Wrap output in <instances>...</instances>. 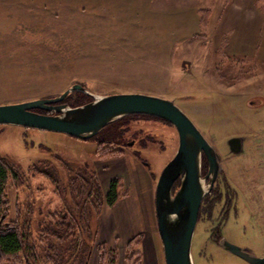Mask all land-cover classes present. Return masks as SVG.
I'll use <instances>...</instances> for the list:
<instances>
[{
  "label": "rangeland",
  "instance_id": "obj_1",
  "mask_svg": "<svg viewBox=\"0 0 264 264\" xmlns=\"http://www.w3.org/2000/svg\"><path fill=\"white\" fill-rule=\"evenodd\" d=\"M228 1L201 27L199 12L217 9L209 0H0V105L54 98L74 84L94 96L159 97L173 102L221 157L232 139H240L244 154L230 162L234 172L252 178L254 172L241 166L264 167V23L230 19L234 0ZM258 3L254 11L264 14ZM64 100L76 107L92 98L73 92ZM134 135L143 140L128 148ZM97 137L0 125V158L17 173L5 186L6 226L14 222L31 235L28 249L0 264H59L49 243L62 244L41 230L48 214L62 210H70L82 229L79 210L90 207L71 182L78 183L75 176L85 169L104 192L120 179L126 195L113 207L103 205L92 223L85 220L90 232L97 230L94 241L85 237L84 256L63 257L65 264H99L101 243L113 258L105 264H129L132 239L139 241L132 248L140 264H164L152 187L177 150L175 129L135 117ZM97 150L113 155L97 159ZM245 222L239 213L221 236L262 257L264 229ZM210 234L203 221L196 224L193 264H247L220 249Z\"/></svg>",
  "mask_w": 264,
  "mask_h": 264
},
{
  "label": "water",
  "instance_id": "obj_2",
  "mask_svg": "<svg viewBox=\"0 0 264 264\" xmlns=\"http://www.w3.org/2000/svg\"><path fill=\"white\" fill-rule=\"evenodd\" d=\"M73 92L87 95L92 100L76 107L62 103ZM130 115L161 119L177 133V150L156 183L154 211L164 264H193L191 242L198 208L207 192L200 175L201 152L208 156L211 169L216 171L218 164L213 147L173 102L136 93L94 96L84 87L74 84L54 98L0 105V125L60 133L78 140L92 139L109 124ZM233 142L238 143L235 139L230 141ZM176 180L179 187L172 195L171 188ZM220 244L248 264H264V255L255 257L247 254L225 240Z\"/></svg>",
  "mask_w": 264,
  "mask_h": 264
},
{
  "label": "trees",
  "instance_id": "obj_3",
  "mask_svg": "<svg viewBox=\"0 0 264 264\" xmlns=\"http://www.w3.org/2000/svg\"><path fill=\"white\" fill-rule=\"evenodd\" d=\"M259 1L261 2L263 0H257V2ZM199 15V25L201 27H205L208 23L206 19L209 16V11H200ZM64 102H66V100H64ZM118 122H114L106 126L102 130L107 129L112 125L117 126ZM98 141L103 142V140L101 139H99ZM111 155L113 154H107L106 156L99 150H97L95 153V156H100V158L97 159H103ZM82 171L83 170H79L77 172L82 174V176H75L78 183L73 181L71 182L73 183L71 188H73L77 192V195L79 196L78 198L83 200L85 199L90 207V210H87V208L79 210V219L83 224L82 229L77 226V222L75 220L76 217L70 210H62L59 212H54L53 214H48V217L51 220L45 226V228L41 230L48 238L63 245L54 246V243H49L51 245H49L51 252L54 251L53 255H56V257H58L60 260L59 264H65L67 262V260L63 259V257L69 259L74 254L75 257H78L79 253L80 256H84L85 250L83 249V246L87 248L85 237L90 242H92L94 241L92 239H94L93 237H95L97 231L94 227L95 230L93 232H90L88 227L89 224L87 225L85 223V220L90 219L91 221L92 216L96 218L100 213V209L103 205L113 207L120 199H122L126 195L122 191L120 179L115 178L110 181L106 192H104L97 182L96 175L92 174L90 171H86V169L84 172ZM44 174L49 176L47 173ZM16 176L17 173L12 169V165L8 162V160L0 158V259L8 257L14 258L22 251L28 249L27 240L31 237L30 233H25L24 230L16 226L14 222H11V224H7L6 226L7 210L5 207L4 191L7 181ZM122 194L124 195L122 196ZM92 222L93 221H91V223ZM138 244L139 241H137L136 239H132L128 243L127 261L129 262V264H140L139 254L132 248V246L135 247ZM97 249L99 264H105L107 260L109 262H113V258L107 257V255H109V252L105 248L104 243L99 244L97 246ZM66 253H68V256L65 255Z\"/></svg>",
  "mask_w": 264,
  "mask_h": 264
},
{
  "label": "flooded vegetation",
  "instance_id": "obj_4",
  "mask_svg": "<svg viewBox=\"0 0 264 264\" xmlns=\"http://www.w3.org/2000/svg\"><path fill=\"white\" fill-rule=\"evenodd\" d=\"M87 102L88 101L84 103ZM135 117L159 120L164 124L171 126L169 123L161 119L147 115H130L123 117L118 121L120 122L121 120ZM97 136L94 138H97ZM141 140L143 139L139 138V135H134L132 141L127 143L128 148L138 145ZM214 152L218 164L216 171L210 168L208 156L204 152H201L200 175L203 179V187L207 189V192L204 194L200 202L196 224L203 221V223L209 227L211 241L220 249L229 253L223 249L220 244L222 240H225L221 236L222 228H224L229 219H235L238 217L239 213H244L247 219V222L244 223L245 226H258L260 229H264V167L259 165V169H256L255 171L254 167L249 168L245 165L241 166L248 170V174L250 170L254 172V175L250 174L252 178L246 177L245 179L241 174L239 175L237 171L234 172L235 170L232 168L233 165L230 162L231 159L244 154V149L240 142L228 143V155H226V158L221 157L216 150H214ZM157 180L158 178L156 179V182H154V189L152 187L153 210ZM178 187L179 181L176 180L171 188L172 195L176 192ZM239 201H241L240 205L238 204ZM235 246L239 247L238 245ZM239 248L247 254L254 255L247 248ZM229 254L242 260L238 256L231 253Z\"/></svg>",
  "mask_w": 264,
  "mask_h": 264
},
{
  "label": "crops",
  "instance_id": "obj_5",
  "mask_svg": "<svg viewBox=\"0 0 264 264\" xmlns=\"http://www.w3.org/2000/svg\"><path fill=\"white\" fill-rule=\"evenodd\" d=\"M210 3L217 8L214 12L212 10L209 11V17L213 16L212 13H215L216 17L222 12V9L225 8V5L229 4L230 1L228 0H209ZM264 1V0H263ZM259 3L257 0H234L231 2V9L228 12V17L230 19L239 22H249V21H256L259 22L262 20V23H264V14L260 11L261 14H258V12L253 7H256ZM224 10V9H223ZM210 21V19H209ZM208 26V25H207ZM252 32V31H251ZM264 32L263 25L261 27V33Z\"/></svg>",
  "mask_w": 264,
  "mask_h": 264
}]
</instances>
